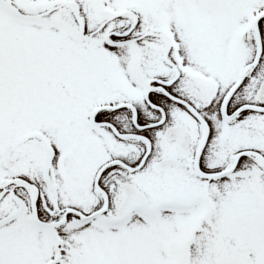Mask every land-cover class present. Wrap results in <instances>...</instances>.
<instances>
[{
	"label": "snow or ice",
	"instance_id": "obj_1",
	"mask_svg": "<svg viewBox=\"0 0 264 264\" xmlns=\"http://www.w3.org/2000/svg\"><path fill=\"white\" fill-rule=\"evenodd\" d=\"M0 264H264V0H0Z\"/></svg>",
	"mask_w": 264,
	"mask_h": 264
}]
</instances>
